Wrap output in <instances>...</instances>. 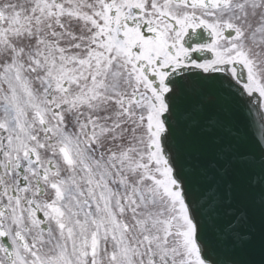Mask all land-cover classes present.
Segmentation results:
<instances>
[{
	"label": "snow or ice",
	"instance_id": "snow-or-ice-1",
	"mask_svg": "<svg viewBox=\"0 0 264 264\" xmlns=\"http://www.w3.org/2000/svg\"><path fill=\"white\" fill-rule=\"evenodd\" d=\"M0 264H264V0H0Z\"/></svg>",
	"mask_w": 264,
	"mask_h": 264
}]
</instances>
